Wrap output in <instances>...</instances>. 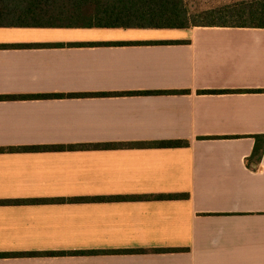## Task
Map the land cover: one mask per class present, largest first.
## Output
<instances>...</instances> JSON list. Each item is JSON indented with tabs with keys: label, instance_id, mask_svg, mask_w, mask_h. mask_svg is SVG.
I'll use <instances>...</instances> for the list:
<instances>
[{
	"label": "crops",
	"instance_id": "obj_1",
	"mask_svg": "<svg viewBox=\"0 0 264 264\" xmlns=\"http://www.w3.org/2000/svg\"><path fill=\"white\" fill-rule=\"evenodd\" d=\"M0 45V95L101 94L0 99V253H55L0 264H264V28L0 27ZM162 140L189 144L120 145ZM97 143L117 146L11 150ZM159 194L188 196L140 197Z\"/></svg>",
	"mask_w": 264,
	"mask_h": 264
},
{
	"label": "trees",
	"instance_id": "obj_2",
	"mask_svg": "<svg viewBox=\"0 0 264 264\" xmlns=\"http://www.w3.org/2000/svg\"><path fill=\"white\" fill-rule=\"evenodd\" d=\"M201 21L191 20L187 0H0V27H102V28H188L191 26H236L264 28V0H240L206 9ZM5 47V45H0ZM99 93L69 95H0V99L45 98L53 96H96ZM256 144L247 158L248 166L260 164L264 152V135L254 136ZM217 138V137H207ZM185 140L140 142L138 147L187 146ZM113 144L42 145L12 148V151L61 150L65 148H102ZM188 194L140 196L145 199L185 198ZM128 196L97 199L126 200ZM171 250V249H161ZM176 250V249H175ZM38 253H0V257L28 256Z\"/></svg>",
	"mask_w": 264,
	"mask_h": 264
},
{
	"label": "rangeland",
	"instance_id": "obj_3",
	"mask_svg": "<svg viewBox=\"0 0 264 264\" xmlns=\"http://www.w3.org/2000/svg\"><path fill=\"white\" fill-rule=\"evenodd\" d=\"M228 1H232V0H187L188 6L190 7L191 10L192 22L203 20L202 17L199 16L200 12L206 9L213 8L214 6L220 3H224Z\"/></svg>",
	"mask_w": 264,
	"mask_h": 264
}]
</instances>
